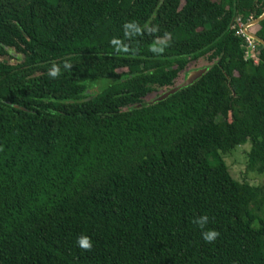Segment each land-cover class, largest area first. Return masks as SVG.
Listing matches in <instances>:
<instances>
[{"label":"trees","instance_id":"16d2710c","mask_svg":"<svg viewBox=\"0 0 264 264\" xmlns=\"http://www.w3.org/2000/svg\"><path fill=\"white\" fill-rule=\"evenodd\" d=\"M263 12L0 0V264H264V185L223 158L249 140L264 174V46L254 61L232 27ZM248 30L264 39V18ZM201 57L200 77L145 100Z\"/></svg>","mask_w":264,"mask_h":264},{"label":"rangeland","instance_id":"374dc122","mask_svg":"<svg viewBox=\"0 0 264 264\" xmlns=\"http://www.w3.org/2000/svg\"><path fill=\"white\" fill-rule=\"evenodd\" d=\"M258 53V50H250L249 55L252 56V54ZM257 60V59H256ZM208 64V61L205 59V57H201L195 61H191L184 73H181L176 80V83H180L184 79V74L191 70L203 67ZM186 73V74H187ZM168 87L160 88L157 91H153L146 95L145 100H151L155 98L157 95L163 93ZM251 147L250 141L247 140L243 144H240L233 149H230L223 153V158L225 160V163L228 167V170L231 174V176L239 181L246 180L249 183L253 185H264V174L253 172L247 169V152L249 151ZM261 216H264V211H260L259 213Z\"/></svg>","mask_w":264,"mask_h":264},{"label":"water","instance_id":"95a60500","mask_svg":"<svg viewBox=\"0 0 264 264\" xmlns=\"http://www.w3.org/2000/svg\"><path fill=\"white\" fill-rule=\"evenodd\" d=\"M263 18H264V12L260 16H258L257 18L246 22L244 24V32H245L246 35H248L249 37H251L252 39L256 40L257 42H259L260 44H262L264 46V39H262L258 35L254 34V33H252L251 31L248 30V27L258 23ZM206 70H207V67L204 66V67H200V68H197V69H194V70L190 71L188 76L184 79L183 82L180 83V85H176V86H174V87H172V88H170L168 90H165L163 93H161L157 97V100H161V99L167 97L169 94L174 93L175 91H177L182 86L189 85L195 79L200 77L202 75V73L205 72Z\"/></svg>","mask_w":264,"mask_h":264},{"label":"clouds","instance_id":"9594fccd","mask_svg":"<svg viewBox=\"0 0 264 264\" xmlns=\"http://www.w3.org/2000/svg\"><path fill=\"white\" fill-rule=\"evenodd\" d=\"M207 222H208L207 216H202L196 221V223L202 229L205 227ZM218 235H219V233L214 231V230L202 232V236H203L204 240L208 243L213 242L218 237ZM77 243H78V246H80L83 250H91L93 247V244H92L90 238L87 236H80L77 240Z\"/></svg>","mask_w":264,"mask_h":264},{"label":"built area","instance_id":"2783aa9c","mask_svg":"<svg viewBox=\"0 0 264 264\" xmlns=\"http://www.w3.org/2000/svg\"><path fill=\"white\" fill-rule=\"evenodd\" d=\"M235 26H237V32L242 34L247 41V46H246V56H250L254 59V61H257V54L253 53L252 56L249 55V51L252 50L254 51L255 45H254V39H252L251 37H249L248 35L245 34L244 32V24L240 23V19H237V24L232 25V27L234 28Z\"/></svg>","mask_w":264,"mask_h":264}]
</instances>
